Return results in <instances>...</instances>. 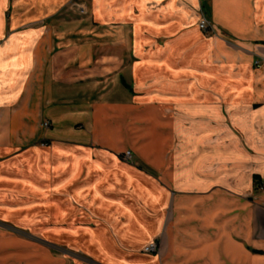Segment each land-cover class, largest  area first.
Here are the masks:
<instances>
[{"label": "crops", "instance_id": "0c3cea01", "mask_svg": "<svg viewBox=\"0 0 264 264\" xmlns=\"http://www.w3.org/2000/svg\"><path fill=\"white\" fill-rule=\"evenodd\" d=\"M11 9L0 226L39 222L43 245L65 234L86 263L264 264V0H94L87 20L13 27ZM129 45V67L107 53L91 68L95 50ZM161 235L164 253L140 250Z\"/></svg>", "mask_w": 264, "mask_h": 264}, {"label": "rangeland", "instance_id": "374dc122", "mask_svg": "<svg viewBox=\"0 0 264 264\" xmlns=\"http://www.w3.org/2000/svg\"><path fill=\"white\" fill-rule=\"evenodd\" d=\"M5 0H0V6L2 3H4ZM47 0L40 1V0H9V6L12 7L10 11V19L8 23V26H12V22L18 21V25H24V23L30 22L28 17H31V21H38L41 23H48V19H43L41 17L43 16H51L49 18L50 22H56L59 23H68V24H74L76 17H81V15H84V19L87 20L88 15V9L92 8L93 1L94 0H62L61 2H58L56 6L52 7L51 10L47 9L48 3H46ZM43 8V9H42ZM46 11L44 13H39V11ZM41 14L43 16H41ZM49 22V23H50ZM36 23V22H35ZM34 23V24H35ZM48 23V24H49ZM13 27V26H12ZM71 28V26H68ZM211 27L213 28V24L211 23ZM202 30V29H201ZM212 30L210 29L209 32ZM13 31L9 28L6 30V38L12 33ZM98 33L104 34L103 29L97 30ZM208 32V31H205ZM5 38V39H6ZM5 40H1V43H3ZM21 45V47H19ZM24 42L18 43L16 48L18 52H22L25 48ZM108 47L103 46L99 50H95V61L90 62V66L97 67L96 69L102 68V62L104 59V56L107 57V53H111L113 55L120 56L122 53L128 55V67L132 64L129 54L131 53V46L123 47L121 49L120 46H112L111 50H106ZM121 57V56H120ZM123 57H126L123 55ZM99 66V67H98ZM116 68H118L117 63L115 64ZM105 68H103L104 70ZM114 69V68H113ZM43 122L44 128H50V124L48 126H45ZM149 127H145V130H148ZM151 130V128H150ZM48 140H39L34 142V144L40 145L41 143H47ZM49 143V142H48ZM127 152L131 153V159L127 157ZM131 149H127L124 151L121 156L123 159L127 161H133V154ZM180 212H176V218H179ZM17 217V216H16ZM11 226H15V228L21 230V231H10L8 230L6 226L1 225L0 229L1 232L4 231L7 234L12 235L10 239H0L2 241L9 240L10 243L2 244L1 247L4 245L5 248H0L1 255H0V264H78L83 258V255L92 256L89 251H85L82 247H78L74 245V240L70 237H67L65 234L61 236H56L55 234H51L48 236V234H45V239L49 240L50 242H53V247H46L41 243V239L35 236H41V233L39 232L40 229V223L39 222H25L23 221V216H19L15 221L8 223ZM7 225V226H9ZM25 232H28L30 235H26ZM47 235V236H46ZM162 236V235H161ZM44 239V240H45ZM158 248L157 251L154 253L161 254L164 253V250L168 247H171L172 244L168 242V239L166 235L160 237L155 242ZM150 243L149 245H151ZM147 245L146 247H148ZM146 247H142L144 249H140L144 251L145 253H150L146 250ZM68 250L65 251V250ZM83 249V250H82ZM73 251L74 254L71 252ZM87 253H85V252ZM4 252V253H2ZM51 253V254H50ZM166 256V254H165ZM84 264H96L92 262H83Z\"/></svg>", "mask_w": 264, "mask_h": 264}, {"label": "built area", "instance_id": "2783aa9c", "mask_svg": "<svg viewBox=\"0 0 264 264\" xmlns=\"http://www.w3.org/2000/svg\"><path fill=\"white\" fill-rule=\"evenodd\" d=\"M199 27L200 29H202L203 31H209L212 27H211V22L209 21V19H207L206 17H203L200 21H199ZM259 62H257V65L259 66ZM45 126L49 125V122H45L44 123ZM127 157L130 158L131 157V153L127 152ZM131 159V158H130ZM128 160V159H127ZM263 188V187H262ZM157 244L156 243H152L151 245H149L148 247H146V250L149 252H156L157 251Z\"/></svg>", "mask_w": 264, "mask_h": 264}, {"label": "trees", "instance_id": "16d2710c", "mask_svg": "<svg viewBox=\"0 0 264 264\" xmlns=\"http://www.w3.org/2000/svg\"><path fill=\"white\" fill-rule=\"evenodd\" d=\"M123 83L125 84V86L132 90V87L126 82V80L123 79Z\"/></svg>", "mask_w": 264, "mask_h": 264}]
</instances>
